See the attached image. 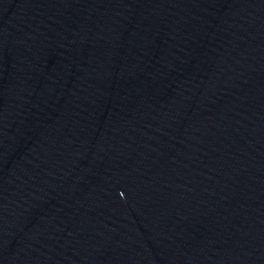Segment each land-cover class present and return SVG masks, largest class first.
Listing matches in <instances>:
<instances>
[{
  "label": "water",
  "instance_id": "1",
  "mask_svg": "<svg viewBox=\"0 0 264 264\" xmlns=\"http://www.w3.org/2000/svg\"><path fill=\"white\" fill-rule=\"evenodd\" d=\"M0 264H264V0H0Z\"/></svg>",
  "mask_w": 264,
  "mask_h": 264
}]
</instances>
